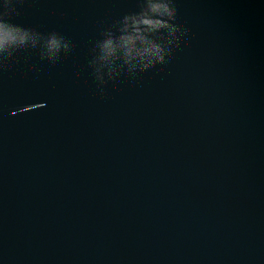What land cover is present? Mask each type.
Listing matches in <instances>:
<instances>
[{
    "label": "water",
    "instance_id": "1",
    "mask_svg": "<svg viewBox=\"0 0 264 264\" xmlns=\"http://www.w3.org/2000/svg\"><path fill=\"white\" fill-rule=\"evenodd\" d=\"M143 3L5 17L35 43L0 57V264H264V0H173L168 62L109 78Z\"/></svg>",
    "mask_w": 264,
    "mask_h": 264
},
{
    "label": "clouds",
    "instance_id": "2",
    "mask_svg": "<svg viewBox=\"0 0 264 264\" xmlns=\"http://www.w3.org/2000/svg\"><path fill=\"white\" fill-rule=\"evenodd\" d=\"M15 4L16 0H0V57L11 55L29 42L35 43L32 32L5 19L16 12ZM176 15L173 0H144L138 14L125 16L120 35L108 32L98 45L99 63L107 69L109 78L125 69L135 75L157 64H166L173 49L179 47L180 39L186 36L176 26ZM62 44L67 49L68 45L57 36L50 37L46 42L49 55L54 57Z\"/></svg>",
    "mask_w": 264,
    "mask_h": 264
}]
</instances>
